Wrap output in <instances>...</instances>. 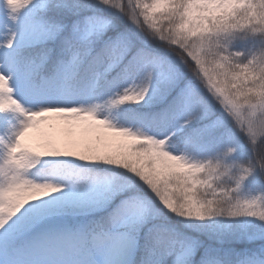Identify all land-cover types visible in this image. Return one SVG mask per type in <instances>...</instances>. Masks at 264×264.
<instances>
[{"label":"snow or ice","instance_id":"1","mask_svg":"<svg viewBox=\"0 0 264 264\" xmlns=\"http://www.w3.org/2000/svg\"><path fill=\"white\" fill-rule=\"evenodd\" d=\"M0 264H264V0H0Z\"/></svg>","mask_w":264,"mask_h":264}]
</instances>
